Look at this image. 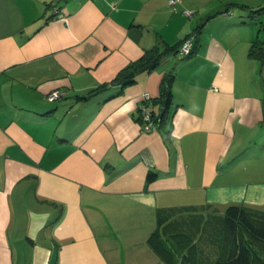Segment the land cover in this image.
Wrapping results in <instances>:
<instances>
[{
    "label": "crops",
    "instance_id": "1",
    "mask_svg": "<svg viewBox=\"0 0 264 264\" xmlns=\"http://www.w3.org/2000/svg\"><path fill=\"white\" fill-rule=\"evenodd\" d=\"M168 1L0 0V264H167L155 230L264 215V0Z\"/></svg>",
    "mask_w": 264,
    "mask_h": 264
},
{
    "label": "trees",
    "instance_id": "2",
    "mask_svg": "<svg viewBox=\"0 0 264 264\" xmlns=\"http://www.w3.org/2000/svg\"><path fill=\"white\" fill-rule=\"evenodd\" d=\"M170 51L161 52L158 46L145 51L137 61L129 66V70L134 73L149 72ZM249 55L257 57L261 63H264V44L259 41L253 42L250 46ZM115 82H120L122 85L131 83L126 74L122 77L118 76ZM163 91L164 104L168 106L171 93L167 88ZM159 119H162V116ZM155 177L153 172H149L146 179L152 181ZM223 226L224 234L221 239L219 236L216 239L222 253L214 264H264V215L250 212L242 206L230 205L224 211ZM208 230L209 228H207ZM188 234L187 232L181 233L178 235L179 240L169 238L155 230L149 236L147 243L167 264H176V262L177 264H184L185 251L194 246L193 241L188 242L190 240ZM213 235L214 231L209 233L208 238L214 240ZM185 242L186 245H183Z\"/></svg>",
    "mask_w": 264,
    "mask_h": 264
},
{
    "label": "rangeland",
    "instance_id": "3",
    "mask_svg": "<svg viewBox=\"0 0 264 264\" xmlns=\"http://www.w3.org/2000/svg\"><path fill=\"white\" fill-rule=\"evenodd\" d=\"M223 222L224 214H221L220 218H210L209 220L207 218H202L201 220L197 219V221H192L186 224L184 231L185 233H189L190 240L188 242L193 241L194 246L192 245V248L188 247L189 249L185 251V258L183 260L184 264H214L222 253L221 248L219 250V242H216V239L218 236L221 239L224 234ZM207 228H209V232L207 231ZM213 231L214 240H210L208 235ZM169 238L171 237L169 236ZM183 245H186V242Z\"/></svg>",
    "mask_w": 264,
    "mask_h": 264
},
{
    "label": "built area",
    "instance_id": "4",
    "mask_svg": "<svg viewBox=\"0 0 264 264\" xmlns=\"http://www.w3.org/2000/svg\"><path fill=\"white\" fill-rule=\"evenodd\" d=\"M176 1L178 0H169V4L172 5L174 4ZM54 14L56 16H60V14L57 11V8L54 9ZM189 16L191 15L190 13H187ZM194 36L193 35H189L187 38H185L177 51V54L180 57L186 58L188 57L191 52H192V40H193ZM63 96V93L60 91H53L51 93H49L47 95L48 100H58ZM151 106H152V101H151V97L149 94L145 93L142 94L141 97V103L138 107V112H139V116H140V120H141V132H149L155 122V117L153 115V112L151 110Z\"/></svg>",
    "mask_w": 264,
    "mask_h": 264
},
{
    "label": "water",
    "instance_id": "5",
    "mask_svg": "<svg viewBox=\"0 0 264 264\" xmlns=\"http://www.w3.org/2000/svg\"><path fill=\"white\" fill-rule=\"evenodd\" d=\"M129 76H133V73H130ZM83 99H86V98H83ZM162 112H163V110H161L160 115Z\"/></svg>",
    "mask_w": 264,
    "mask_h": 264
}]
</instances>
